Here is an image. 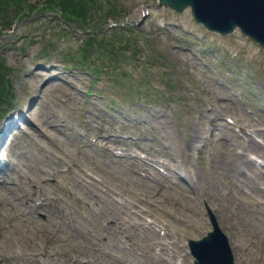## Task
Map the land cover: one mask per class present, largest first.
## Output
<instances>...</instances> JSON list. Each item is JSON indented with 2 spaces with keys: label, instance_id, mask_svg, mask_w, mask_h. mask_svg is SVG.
Wrapping results in <instances>:
<instances>
[{
  "label": "rangeland",
  "instance_id": "rangeland-1",
  "mask_svg": "<svg viewBox=\"0 0 264 264\" xmlns=\"http://www.w3.org/2000/svg\"><path fill=\"white\" fill-rule=\"evenodd\" d=\"M59 1L68 3L60 7ZM101 1L46 2L62 17L67 8H80L86 23L69 20L81 33L95 32L102 22L110 31L102 41L89 35L101 45L100 52L88 46L97 73L37 55L42 43L75 52L82 43L54 19L38 17L0 37L14 89L11 109L0 120V179L4 174L16 185L12 193L0 191V264H156L157 244L140 229L148 214L166 225L184 264H194L186 241L212 229L207 205L236 262L264 264V180L250 188L224 166L227 150L232 154L242 141L224 117L248 131L264 126V52L238 30L208 32L189 8L176 13L158 8L157 0ZM142 6L150 13L140 32L108 27L116 18L138 22ZM112 65L127 76L109 75ZM94 74L101 78L89 95ZM141 158L189 182L174 175L170 182L151 179ZM96 193L101 199L93 198ZM35 201L44 204L36 209Z\"/></svg>",
  "mask_w": 264,
  "mask_h": 264
},
{
  "label": "water",
  "instance_id": "water-1",
  "mask_svg": "<svg viewBox=\"0 0 264 264\" xmlns=\"http://www.w3.org/2000/svg\"><path fill=\"white\" fill-rule=\"evenodd\" d=\"M162 4L179 11L191 4L196 18L209 29L227 33L239 26L264 46V0H160ZM218 236L226 241L216 229L199 246L193 247L198 264H233L227 246L208 250Z\"/></svg>",
  "mask_w": 264,
  "mask_h": 264
},
{
  "label": "bare ground",
  "instance_id": "bare-ground-1",
  "mask_svg": "<svg viewBox=\"0 0 264 264\" xmlns=\"http://www.w3.org/2000/svg\"><path fill=\"white\" fill-rule=\"evenodd\" d=\"M25 133L27 134V131H25ZM200 137H202V134H200ZM245 146L258 150L264 154V146L256 143L251 137H248V142L245 143ZM222 160L225 161V159ZM224 166L227 168V171L238 175V177L234 178L239 184H246L250 188L252 187L256 189L258 183L264 180V171H262L260 167L257 166L256 163L251 159H247L245 155H235L227 151V160ZM8 187L11 189V192L9 193H12V188L10 186H6L5 181L0 182V191H3ZM112 207L115 211L124 210L123 206L117 204L112 203ZM145 230L147 231L148 239L150 238V235L151 237L153 236V231H151L149 228H145ZM124 252L129 257L132 256L131 252Z\"/></svg>",
  "mask_w": 264,
  "mask_h": 264
},
{
  "label": "trees",
  "instance_id": "trees-1",
  "mask_svg": "<svg viewBox=\"0 0 264 264\" xmlns=\"http://www.w3.org/2000/svg\"><path fill=\"white\" fill-rule=\"evenodd\" d=\"M6 1H9V0H0V15H2L3 13V16H6V22L3 21L2 22V26L3 28L2 29H6V28H9L13 22V18H12V15H11V12H9L10 10L7 9V5L4 4V2ZM42 0H17V5L18 7L20 8V10H23V3L24 2H27V4H30L31 6V9L30 10H33L34 7ZM44 3L46 2H49V0H43ZM88 2L91 4L94 5V0H88ZM68 2H64V1H59L58 2V5L61 7L63 5H66ZM52 9V8H50ZM68 10H70L71 12H68L67 15L64 14L65 17H67L68 19H73L74 21H76L74 18L77 19L78 22H85V16L82 14V12L80 11V8L76 9V8H67ZM30 13V12H29ZM28 13V14H29ZM28 14H23L21 17L24 18L25 16L27 17ZM66 18V19H67ZM8 19V20H7ZM83 25V23H82ZM1 31H4V30H1ZM88 43L91 45V46H96L97 45V41L94 37H90V39L88 38ZM86 52V51H85ZM9 69V67H7L6 65V61L4 59V57L0 56V100H2L4 97H7V96H10L11 95V83L9 81V79H7V70Z\"/></svg>",
  "mask_w": 264,
  "mask_h": 264
}]
</instances>
